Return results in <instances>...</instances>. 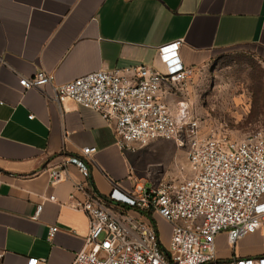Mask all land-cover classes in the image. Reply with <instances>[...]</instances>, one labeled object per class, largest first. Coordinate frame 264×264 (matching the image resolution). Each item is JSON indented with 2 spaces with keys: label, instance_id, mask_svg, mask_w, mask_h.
Masks as SVG:
<instances>
[{
  "label": "crops",
  "instance_id": "1",
  "mask_svg": "<svg viewBox=\"0 0 264 264\" xmlns=\"http://www.w3.org/2000/svg\"><path fill=\"white\" fill-rule=\"evenodd\" d=\"M176 41L181 62L194 69L227 49L247 50L264 63V0H0L4 264H24L31 257L38 264H71L83 248L89 223L84 212L73 208L83 196L72 182L82 180L81 175L72 164L55 183L49 175L83 147L96 149L87 165L100 197H107L113 187L128 192L135 181L151 187L190 176L186 149L174 141L155 138L134 145L135 151L121 149L113 123L98 112L69 99L56 103L49 98L50 86L24 89L19 79L39 69L51 73L57 84L137 65L164 72L159 48ZM191 78L162 84L160 96L172 115L185 109L194 118L187 101L177 95ZM39 204L42 209L35 214ZM52 226L58 230L49 240ZM259 233L247 235L233 248L225 233H219L215 242L221 239L230 250L223 254L216 248L217 256L264 253V244L245 242Z\"/></svg>",
  "mask_w": 264,
  "mask_h": 264
},
{
  "label": "built area",
  "instance_id": "2",
  "mask_svg": "<svg viewBox=\"0 0 264 264\" xmlns=\"http://www.w3.org/2000/svg\"><path fill=\"white\" fill-rule=\"evenodd\" d=\"M179 45L176 41L159 48L164 72L137 65L94 71L57 84L51 73L39 69L19 79L24 89L50 86L49 98L56 103L69 99L98 112L113 123L121 149L135 151L134 145L155 138L186 149L190 176L151 187L135 181L130 191L113 187L107 197H100L89 183L87 159L94 147H83L78 155L64 159L61 170H51L52 183L70 164L82 178L72 180L74 191L83 196L73 208L87 215L89 229L71 264H264V253L220 258L215 248L219 233H225L233 248L264 228V135L231 139L203 133L185 109L172 115L160 96L162 84H182L194 74V68L178 57ZM41 209L37 205L35 214ZM154 216L170 225L167 247L151 221ZM57 230L50 227L47 239ZM2 257L0 253V264ZM38 263L31 257L24 264Z\"/></svg>",
  "mask_w": 264,
  "mask_h": 264
},
{
  "label": "rangeland",
  "instance_id": "3",
  "mask_svg": "<svg viewBox=\"0 0 264 264\" xmlns=\"http://www.w3.org/2000/svg\"><path fill=\"white\" fill-rule=\"evenodd\" d=\"M177 95L187 101L189 114L203 133H217L241 139L252 133L264 135V63L243 49H227L194 69L193 77ZM187 173L191 172L187 167ZM158 237L167 247L170 225L156 218ZM247 239V238H246ZM246 245L264 244V228L247 239ZM215 248L230 250L221 239Z\"/></svg>",
  "mask_w": 264,
  "mask_h": 264
},
{
  "label": "water",
  "instance_id": "4",
  "mask_svg": "<svg viewBox=\"0 0 264 264\" xmlns=\"http://www.w3.org/2000/svg\"><path fill=\"white\" fill-rule=\"evenodd\" d=\"M88 169H89V167H88ZM89 183H90L92 189L95 191V189H94V187H93V185H92V182H91V180H90V172H89ZM164 253H165V255L167 256V253H166L165 250H164Z\"/></svg>",
  "mask_w": 264,
  "mask_h": 264
},
{
  "label": "trees",
  "instance_id": "5",
  "mask_svg": "<svg viewBox=\"0 0 264 264\" xmlns=\"http://www.w3.org/2000/svg\"><path fill=\"white\" fill-rule=\"evenodd\" d=\"M151 221H152L153 224H155V221L152 218H151Z\"/></svg>",
  "mask_w": 264,
  "mask_h": 264
}]
</instances>
